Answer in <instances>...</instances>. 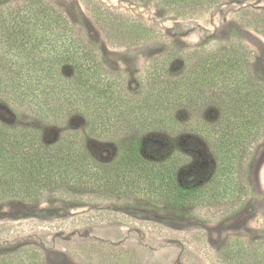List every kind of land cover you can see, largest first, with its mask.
I'll return each instance as SVG.
<instances>
[{"label":"rangeland","instance_id":"obj_1","mask_svg":"<svg viewBox=\"0 0 264 264\" xmlns=\"http://www.w3.org/2000/svg\"><path fill=\"white\" fill-rule=\"evenodd\" d=\"M26 0H0V11ZM65 16L81 44L88 46L103 71L123 86L130 104L145 96L147 70L164 58V78L190 72L212 53L239 45L250 57V71L264 82V0H47ZM193 52V53H191ZM162 69V70H163ZM70 77L69 69H61ZM103 80L100 84L105 86ZM14 90L0 91V125L40 130L46 145L79 134L106 161L134 138V131L89 137L97 124L80 114L49 123L27 103L13 105ZM90 106L96 103L89 98ZM13 106L18 110H13ZM176 135L150 132L146 141L166 150L185 147L196 168L212 174L214 160L195 132L182 131L196 122L219 126L216 99L194 109L171 104ZM174 121V122H175ZM257 135V136H256ZM253 138L247 158L244 196L218 206L180 208L140 200L109 198L75 189L41 195L36 203L0 202V264H13L26 250L37 251L43 264H235L245 258L243 246L264 241V130ZM84 138V139H85ZM236 247L233 261L223 256ZM244 249V248H243ZM243 256V257H242ZM228 261V262H227Z\"/></svg>","mask_w":264,"mask_h":264},{"label":"trees","instance_id":"obj_2","mask_svg":"<svg viewBox=\"0 0 264 264\" xmlns=\"http://www.w3.org/2000/svg\"><path fill=\"white\" fill-rule=\"evenodd\" d=\"M164 63V58L153 61L146 76L150 88L132 105L119 81L113 84L98 57L78 41L65 16L47 0H26L0 11V91L17 93L9 96L13 105L27 103L49 123L81 113L97 124L89 137L111 133L116 139L130 130L135 135L106 161L79 134L46 145L40 130L2 124L0 202L36 203L46 192L62 196L69 189L129 201L147 197L171 208L239 201L246 190L253 138L264 130V82L253 76L250 57L239 45L212 53L176 79L164 78ZM64 67L70 77L61 73ZM103 80L105 86L100 85ZM211 99L217 100L222 114L219 126L196 122L184 124L182 131L195 132L206 142L215 163L212 174L196 168L185 147L167 151L164 144L146 141L154 131L176 135L179 126L171 118V104L197 109ZM243 248L240 253L247 254L235 264H264V241ZM235 249L230 245L223 256L232 255L233 261L240 254ZM12 263L43 264L34 250L22 252Z\"/></svg>","mask_w":264,"mask_h":264}]
</instances>
